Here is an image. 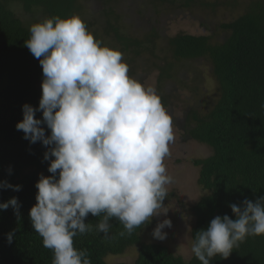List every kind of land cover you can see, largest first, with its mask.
I'll use <instances>...</instances> for the list:
<instances>
[{"label":"trees","instance_id":"1","mask_svg":"<svg viewBox=\"0 0 264 264\" xmlns=\"http://www.w3.org/2000/svg\"><path fill=\"white\" fill-rule=\"evenodd\" d=\"M90 2L108 9L101 19L106 23L102 26L104 34L114 36L131 60L159 44L175 61L209 64L217 97L206 114L193 111L186 118L183 138L211 152L193 162L204 196L189 210L194 219L192 243L216 216L235 219L230 205L242 206L246 199L255 202L264 197V0H248L244 14L214 31L206 29L200 36L179 34L168 39L159 33L161 16L166 14V21L187 9H213L219 4L208 5L205 0H0V182L22 186L19 192L0 189V203L17 197L21 204L19 219L11 207L0 210V264H53L54 253L43 246L29 215L37 203L35 185L40 175H52L48 172L50 162L44 160L48 149L42 142L31 144L16 128L23 120V106L38 108L42 96L38 88L43 81L42 67L24 45L33 24L56 16L78 15L91 6ZM235 2L236 7L239 1ZM16 4L30 22L17 15ZM128 11L131 14L121 22ZM153 21L157 30L149 26ZM85 23L90 31L92 25ZM144 31L150 33L145 38L141 37ZM93 34L102 42L98 32ZM36 118L42 119V113L37 112ZM46 134L50 135V130ZM172 198L174 195L168 193L165 202ZM102 218L89 215L85 222L92 225V231L74 238V246L86 249L92 264H107L109 256H122L131 250L137 252L134 264H200L194 253L185 261L166 246L145 242L143 233L150 229L151 222L130 236H120L125 229L112 219L106 236L96 228ZM13 231L15 236L9 244L6 234ZM211 264H264V236H249L227 259L217 256Z\"/></svg>","mask_w":264,"mask_h":264},{"label":"clouds","instance_id":"2","mask_svg":"<svg viewBox=\"0 0 264 264\" xmlns=\"http://www.w3.org/2000/svg\"><path fill=\"white\" fill-rule=\"evenodd\" d=\"M24 46L42 67V96L38 108L23 106L16 128L48 149L44 160L52 174H41L35 185L31 223L53 251V264H92L87 250L74 246L77 235L92 231L89 215L103 217L96 228L106 236L112 219L125 229L120 236H130L167 214L172 116L156 89L131 77L123 54L103 46L78 15L33 24ZM9 188L22 190L0 182V189ZM10 207L19 219L17 197L0 203V210ZM230 207L235 219L216 216L196 234L191 251L200 264L227 259L249 236H264V197ZM166 228H172L170 219L157 224L153 238L167 239ZM6 236L11 244L15 231Z\"/></svg>","mask_w":264,"mask_h":264},{"label":"rangeland","instance_id":"3","mask_svg":"<svg viewBox=\"0 0 264 264\" xmlns=\"http://www.w3.org/2000/svg\"><path fill=\"white\" fill-rule=\"evenodd\" d=\"M205 1L208 5H219L213 8L214 10L201 7L187 9L183 14H176L173 19L167 18L166 21H164L166 14L161 16V21L159 22L163 24V27L159 30L160 36L168 39L179 34L200 36L204 29L209 32L214 31L222 23L236 19L244 14L249 3L247 2L248 0H229L228 3H225V0ZM235 1H239L236 7L233 6L236 3ZM90 3L91 6L86 7L78 16L84 22L92 25L89 27L90 32H98L103 39V46L119 50L123 54V59L129 66V75L131 77L137 79L145 86L156 89L161 99H165L164 106L172 116L175 142L170 146L171 154L166 158L165 164L167 165L168 174L173 177V183L168 186V193L173 194L174 198L164 202L167 207V214H161L151 220L150 229L143 233V239L147 243L166 246L176 256L189 261L193 257L191 251L193 243L190 231L194 226V219L189 210L204 196L203 190L197 185L199 170L194 166L193 162L209 156L211 152L198 142L183 141L186 136V118L191 116L193 111H199L201 115L208 112L217 97V84L210 73L208 63L175 61L159 44L156 48L144 51L139 57H135V60H131V57L122 52L120 45L114 41V36L104 34L102 26L106 25V23L104 21L101 22V19L106 16L104 12L108 13V9H105L101 4ZM133 9L136 11L135 8ZM14 11L20 18L29 21L30 17L24 15L20 5H14ZM91 12L95 15H92ZM131 12H124L120 18L121 22L125 21ZM149 24H152L149 25L152 26V28L150 27L151 30L153 28L157 30L154 21L152 23L149 22ZM147 34L150 33L144 31L141 37L145 38ZM41 85L42 82L38 85V88L42 94ZM164 219L171 220L172 228L164 229L167 233V239L160 241L154 239L152 233L157 224ZM136 259L137 252L131 250L122 256H109L106 259V263L134 264Z\"/></svg>","mask_w":264,"mask_h":264},{"label":"flooded vegetation","instance_id":"4","mask_svg":"<svg viewBox=\"0 0 264 264\" xmlns=\"http://www.w3.org/2000/svg\"><path fill=\"white\" fill-rule=\"evenodd\" d=\"M204 32H206V29L203 30ZM184 141V140H183Z\"/></svg>","mask_w":264,"mask_h":264}]
</instances>
